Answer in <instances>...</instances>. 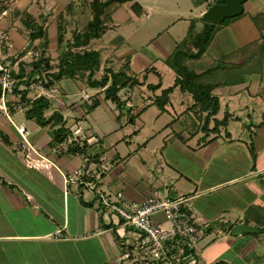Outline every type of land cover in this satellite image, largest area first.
<instances>
[{"label":"crops","instance_id":"crops-1","mask_svg":"<svg viewBox=\"0 0 264 264\" xmlns=\"http://www.w3.org/2000/svg\"><path fill=\"white\" fill-rule=\"evenodd\" d=\"M90 2L16 0L9 14L0 19V30L6 33L0 55L16 72L24 69L29 73L33 58L28 52L38 53L47 44V53L56 64L60 22L66 39L71 38L91 18ZM136 2L142 8L140 15L132 9ZM216 2H111L105 10V32L90 44L102 53L101 74L104 66L118 70L126 60L141 81L147 68L154 70L142 84L120 90L117 102L105 98L104 88H90L81 78L56 81L49 89L32 84L30 97L33 89L40 91L31 98L43 94L50 99L46 116L55 111L62 114L69 131L63 143H52V130L59 125L42 127L27 119L19 97L8 96L12 116L0 112L3 151L10 162L19 163L14 147L20 142L22 148L24 145L16 125L23 124L30 142L38 149V154L28 151L27 162L37 168L43 164L55 167L59 177L37 170L30 181L24 176L19 179L34 182L38 188L22 191L17 186L19 181L3 172L6 176L0 179V264H159L150 261L139 248L141 232L106 211L101 201L104 194L114 198L121 192L129 200L141 201L158 190L184 197L185 211L203 226L204 236L216 225H231L230 230L239 223L264 227V55L261 62L250 64L255 70L242 81L213 90L219 97L220 111L209 124L205 122L206 113H200L195 106L193 96L179 88L169 95L163 110L156 102L162 91L175 83L176 73L165 63L166 59L186 37L192 21L196 31L202 30L205 20L201 14ZM70 4L73 8L67 11ZM258 14L257 20V14H248L219 28L208 52L190 64L203 71L214 63L207 56L213 57L214 53L215 60L223 55L230 66H243L247 60L244 48L264 41V12ZM154 16V22L168 18L170 21L158 28L156 24L147 25L143 33L155 29L148 37L149 45L165 32L170 33V42L160 45L161 56L149 52L153 56L143 64L147 58L140 50L149 46L142 43V49L134 48L129 44L130 38ZM33 22L44 25L46 40L30 41L27 23ZM178 23L181 24L177 27ZM255 50L258 49L253 47L249 58ZM159 83L161 87L156 90L148 86ZM150 92L153 95L147 96ZM96 100L99 105L90 109ZM148 114H152V120L147 123ZM226 116L228 122L215 130L216 121ZM147 129L150 133L143 134ZM242 132H247L252 141L242 139ZM70 146H78L84 152L71 153ZM243 162L247 170L236 174ZM79 170L81 173L76 174ZM231 184L236 188L224 194L223 188ZM155 219L163 222L161 215ZM244 235L231 237L232 247ZM246 242L247 248L259 245L264 250V234ZM197 250L194 261L182 264H199ZM242 253L237 252L240 256L233 259L239 258V264H251L247 261L249 256ZM219 261L228 264L224 258L212 259L211 264Z\"/></svg>","mask_w":264,"mask_h":264},{"label":"trees","instance_id":"trees-1","mask_svg":"<svg viewBox=\"0 0 264 264\" xmlns=\"http://www.w3.org/2000/svg\"><path fill=\"white\" fill-rule=\"evenodd\" d=\"M130 0H91L90 13L91 18L81 30H75L72 37L66 39V31L63 24L59 25L58 47L60 49L57 63H52L51 56L47 53V44L39 50L38 56L31 63L32 70L25 73L24 69L15 73L17 79L13 93L20 99V104L25 110L27 119L34 120L42 127L49 126L57 129L52 130V143H63L69 134L66 123L60 112L55 111L51 116H46V111L50 107V99L41 94L36 98H31L29 93L31 85L39 83L49 89L56 81L62 79H85L90 88H104L105 98L117 102L120 100L119 92L125 87H134L142 84L147 79L148 73L154 70V67L147 68L142 75L143 81L140 80L139 74L132 73L129 60H126L121 68L115 70L112 66H104L103 74L101 68L103 57L100 50L91 47L94 39L100 38L106 30L105 10L111 2L125 3ZM220 0H218L219 2ZM73 4H70L67 11H71ZM132 9L138 14H142V8L139 3H134ZM258 16L254 19L257 20ZM227 19H225L226 21ZM219 24L204 21L201 31H196L195 22H191L186 37L178 43L173 53L166 59L165 63L176 73L175 83L162 91L156 102H159L161 109L168 101L169 95L175 88L182 92L189 93L193 96L195 106L202 114L206 113V123L209 124L212 117H215L220 111V100L213 90L219 85H225L242 81L243 77L255 70L250 64L259 63L264 55V41L251 44L244 48L247 60L243 66L234 68L226 62V56L218 57L214 63L203 71H199L190 63L200 59L208 52L215 34L219 29ZM29 29V39L31 42L37 39L47 38V30L42 23H27ZM253 47L257 48L253 51ZM25 50L19 56H23ZM251 59V60H250ZM251 64V65H252ZM151 89H159L161 84L148 85ZM99 105L96 100L90 109ZM228 122V116L223 120L216 121L215 130H218L223 124ZM69 152L83 153L82 148L70 146ZM225 261H219L216 264H224ZM162 264V262H159Z\"/></svg>","mask_w":264,"mask_h":264},{"label":"built area","instance_id":"built-area-1","mask_svg":"<svg viewBox=\"0 0 264 264\" xmlns=\"http://www.w3.org/2000/svg\"><path fill=\"white\" fill-rule=\"evenodd\" d=\"M16 0H0V19L9 14ZM6 39V33L0 30V44ZM33 60L38 56L34 51L28 52ZM17 73L5 58L0 55V112L7 117L12 116V108L8 105V96L14 94ZM24 148L38 154V149L30 142L26 127L16 125ZM77 171L76 174H80ZM186 198L172 197L160 191H153L141 201L127 199L119 192L114 198L102 195L101 201L106 211L119 216L123 222L141 232L140 245L144 256L153 262L166 264H182L194 261L197 246L205 234L185 209ZM161 215L163 222L155 219ZM59 235V233H58Z\"/></svg>","mask_w":264,"mask_h":264},{"label":"rangeland","instance_id":"rangeland-1","mask_svg":"<svg viewBox=\"0 0 264 264\" xmlns=\"http://www.w3.org/2000/svg\"><path fill=\"white\" fill-rule=\"evenodd\" d=\"M245 6V12L239 16L236 17H232V18H227V20L219 23V28L226 26L228 23L235 21L237 18L241 17V16H247L248 14H257L264 12V0H247L244 4ZM156 16L152 17L151 19H148L147 23H144L140 26L139 30L135 33H133V36L130 38L131 42L129 43L130 46L132 45L134 48L137 47L138 49H142L140 48V45L142 46V43H144V45H148L149 49L145 48L144 50H140L141 52H143V54H145V58H147L144 62H148L153 55H151L149 52H155L157 53V55L161 56L162 55V48H161V44L162 42H170L169 36L170 33L165 32L161 37L155 38L154 40L152 39V44L149 45L151 39H149L148 37L150 35H152L153 33H150L151 30H155V29H150L148 30V32L143 33V31L145 29H147V25L149 24H156L157 28L159 27V25H163L166 22L170 21V19H163V20H159L154 22V18ZM151 20V21H150ZM181 23H178L177 27L180 25ZM119 34V31H118ZM158 47V48H157ZM162 51H161V50ZM125 51V50H122ZM121 51V52H122ZM212 51H216V50H212ZM214 57V53L212 54ZM209 57V59H212V62L215 61V58L211 57L210 55H207ZM205 56V58L207 57ZM137 61L139 62V58L136 57ZM140 63V62H139ZM141 64V63H140ZM195 65V63H194ZM197 65V62H196ZM167 81H169V78L166 79ZM32 91V89H31ZM34 92H32V96L34 95H38V92L40 91V89L34 90ZM152 92L148 93L147 96L151 95ZM153 95V94H152ZM151 95V96H152ZM152 114H148L145 116L147 123L152 120ZM167 118L168 116L165 115L164 118ZM128 133V132H127ZM143 134H147L150 133L149 129L145 130L144 132H142ZM240 137L242 139H246L248 141H252V139H250L249 135L247 134V132H242L240 133ZM262 137V136H261ZM30 138V137H29ZM3 140L2 136L0 135V142ZM21 142L18 143L17 147H14L16 152H15V156L16 158H20L19 163H12L10 162L9 157L5 154V152L3 151V146L0 145V179L2 178V180H4L3 177H5L6 174H10L11 176H13L16 180H18V184L17 186L22 190V191H30V190H34L35 188H38V185L34 182H23L21 181L22 179H19V177L24 176L25 179H27V181H30V177H32L34 175V173H37L38 171H44V173L46 175H53L55 177H59L58 173L56 172V170L54 169L55 167H52L50 165H45L43 164L42 167L41 165L39 166V168H37L34 165H30L27 162V153L29 151V149H24L21 147ZM22 149V151H21ZM31 163V162H30ZM38 170V171H37ZM247 170L246 166L243 164H241L239 167L236 168V174L241 173L242 171ZM40 171V173H41ZM4 172V173H3ZM43 173V172H42ZM23 182V183H22ZM237 185L231 184L228 185L227 187L223 188L224 189V194H228V192H230L231 190L233 191L236 188ZM240 186V184H239ZM25 187V188H24ZM241 188V187H240ZM26 189V190H25ZM173 197V196H172ZM181 197V196H180ZM178 198V197H175ZM206 198V197H205ZM262 219L264 220V217L261 216ZM213 227V231L210 233H207L199 242L198 246L199 249L197 250L198 253V263L199 264H211L212 263V259H225L226 261H228L227 263L229 264H239V262H237V259L239 258H234L233 256H240L239 254H237V252H241L243 251L242 254H246L249 256V260H247L248 262H251V264H259L258 262H261V264H264V250L262 249L261 246L259 245H254V246H250V247H246V244L248 242L246 241H250L253 238H257L260 237V234H245L244 236H242L241 238H239L238 243H236L234 245V247H232L231 245V237L229 235L230 232V227L231 225H228L227 228L225 227H221L219 225L216 226H212ZM217 229V230H216ZM221 232V233H220ZM214 244V245H213ZM213 245V246H212ZM230 246L233 248H230ZM237 249H236V248ZM236 249V251L234 250ZM234 250V251H233ZM254 257H257L256 261H253ZM247 263V262H246Z\"/></svg>","mask_w":264,"mask_h":264},{"label":"water","instance_id":"water-1","mask_svg":"<svg viewBox=\"0 0 264 264\" xmlns=\"http://www.w3.org/2000/svg\"><path fill=\"white\" fill-rule=\"evenodd\" d=\"M247 0H220L207 8L201 18L207 22L219 24L227 18L239 16L244 13ZM243 234H264V227L248 224H236L229 232L230 237H238Z\"/></svg>","mask_w":264,"mask_h":264}]
</instances>
